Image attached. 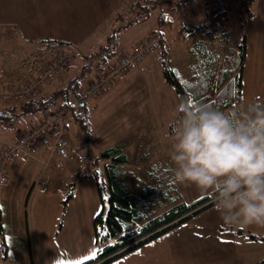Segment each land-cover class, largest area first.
<instances>
[{
    "label": "rangeland",
    "instance_id": "374dc122",
    "mask_svg": "<svg viewBox=\"0 0 264 264\" xmlns=\"http://www.w3.org/2000/svg\"><path fill=\"white\" fill-rule=\"evenodd\" d=\"M60 1L63 2V0H0V22L18 26L26 23L29 28L35 27L34 34L43 35L42 39L46 40L47 37L51 40L61 39L74 48L76 57L67 72L65 81L47 84L45 88L51 85L50 87L54 89L80 73L83 74L81 84H84L85 80L97 71L93 68L92 70L85 68L86 66L95 67L97 61V58L91 55V48L89 50L86 47L95 39L80 38L83 29L89 26L86 25L87 20L91 19L95 22L97 18H103V26L97 29L102 31L114 20H117L115 23L117 28L127 24L131 19L141 20L144 16H148L144 15L146 12H142L143 14L136 17L143 9L141 5L137 6L138 0H64L62 5L58 4ZM163 1L165 0L156 7L154 13L146 17L143 25L121 32L118 51L126 47L125 44L128 41L145 34L149 28L155 27V19L159 11L172 12L177 3L184 1V4L187 0H169V4ZM202 2L203 0H188L184 9L183 4L180 6L178 16H181L182 20H198L201 16H188V13L193 10L198 12ZM230 15V37L236 43L240 40L241 34L232 13ZM4 16L17 17L6 20ZM21 16H37L40 22L35 26ZM162 29L165 30L164 38L167 45L169 41L171 42L169 48L171 66L176 69L179 77L183 78L186 75L185 65L189 62L184 43L174 40L176 26ZM95 42L96 45L100 43ZM149 69L141 72L142 80L136 82L126 77L119 81L120 83L118 82L114 89H109L94 98H87L86 108L81 106V111L67 114L64 125L66 135L73 145L72 150L65 159H61L59 155L48 158L44 173V177L52 182L63 179V188L53 194L35 186L28 194L30 188L26 182L28 179L17 176H10L6 184H0L4 237L3 242L0 240V264H72V262H83L95 256L93 253L96 254L98 246L94 239L92 225L94 214L92 213L96 214L101 209V196L94 179V170L103 169L104 163L107 162L101 157L102 150L120 142L124 145L128 160L119 168L118 177L127 191L136 193L144 202L150 204L146 212L143 210L147 217L158 215L171 207L174 203L169 199L170 196H178L180 201L188 204L209 197L194 185L179 184L174 179L175 165L171 159V151L175 137L167 135L162 130L165 127H171L170 124L175 121V116H151L150 112L141 108L146 105L142 104L144 101L140 98L150 95L166 96L170 100V105L173 99L176 101V109L179 107V99L172 87L164 81L161 64L156 65L154 61ZM13 72L16 73L15 70ZM65 100H67L65 96H59L57 104ZM251 105L262 106L264 102L256 104L241 102L232 112L238 116L237 119H244L246 115L253 114L250 111ZM29 118L35 119L37 116H23L12 125H5V128L0 129V136L9 133L10 137L14 132V125L17 129L28 127ZM180 121L174 124L177 129ZM41 167L37 171V177ZM71 191L73 196L67 199ZM103 195L106 197L107 189L103 191ZM211 201L212 199L209 200ZM89 205H93L95 210L86 218L85 213ZM217 227L225 231L223 234H217L220 240L224 239V248L221 250L213 246L212 250L207 251L205 257H213L214 260L209 262L207 258H204L205 264H235V257L231 253L234 250L254 251L257 256L255 260L260 259L259 256L264 257V227L234 226L233 229L237 234H244L242 229L250 231L247 232L250 239L238 237L240 244L232 248L229 243H226L234 235L230 233L232 226L224 224L215 210V205L212 204L173 227L176 229L175 232H182L180 237L190 239L186 242L188 246H184V251L186 256L194 260L193 264H198L195 263V259L200 261L201 245L205 243V241L200 244L194 242L201 239L200 228L215 230ZM173 228L170 230H174ZM172 237L174 239L176 235L173 233ZM205 238H211V236ZM81 251L87 252L79 255ZM133 251L135 249L126 254Z\"/></svg>",
    "mask_w": 264,
    "mask_h": 264
},
{
    "label": "trees",
    "instance_id": "16d2710c",
    "mask_svg": "<svg viewBox=\"0 0 264 264\" xmlns=\"http://www.w3.org/2000/svg\"><path fill=\"white\" fill-rule=\"evenodd\" d=\"M159 2L161 3L162 0ZM183 2L177 3L173 7L172 12L160 11L157 16L160 29L176 26L174 40L184 41L186 44L190 62L185 65L186 75L183 78L179 77L176 69L171 66V59L169 57L170 45L169 42L167 45L162 33L159 34L156 30H152V34L150 33L140 40L153 36L159 41V47L153 54L158 55L162 66L163 79L168 86L172 87L177 95L179 107H183L186 102L189 106L207 104L221 111L232 112L242 102V70L246 59L245 34L242 33L240 40L236 43L232 41L228 10L215 12L199 23L182 20L181 16H178V11ZM146 4H141L142 6L140 7L143 9L138 12L136 17H139L142 12H146L144 15H147V11L154 7L153 5ZM146 17L148 16H144L142 19H146ZM141 20L131 19L127 24L115 28L107 37L105 43L91 53L92 57L97 58L95 67L86 66L85 68L89 70L93 68L101 73L111 60L122 53L130 52L133 46L140 40L136 41L128 51H118L120 30ZM44 42L55 41L44 40L41 44ZM56 43L69 46L59 41H56ZM69 47L72 48L71 46ZM72 49L76 57V52L74 48ZM75 57L72 61H74ZM69 66L67 67V71ZM82 76V73L73 76L64 84L54 89L50 85L44 88L45 90L39 95L26 101L14 103L0 101V124L11 125L18 118L29 115L37 116L39 120L55 105L70 109L71 105L68 96L78 95V90L84 86L81 84ZM65 78L60 82L65 81ZM52 83L59 82L53 81L49 84ZM59 96H65L67 100L57 104ZM93 97L95 96H90V98ZM87 98L78 102L80 107L86 108L84 103ZM235 116L237 115L235 114ZM181 118L182 114L177 111L175 121L170 126L172 127ZM38 120H35V123ZM101 157L107 160V162L104 163L103 169L97 168L94 170V179L101 196L102 207L93 217L92 221L95 243L98 249L94 257L83 261L82 264H107L161 236L202 209L214 204L213 201L209 202L210 197H205L188 204L180 201V198L174 195L169 198L174 203L171 207L158 215L147 217L145 210L150 204L144 202L136 193L127 191L123 182L118 177L119 168L128 160L123 143L120 142L105 148L101 152ZM106 189L107 195L105 197L103 191ZM72 196L73 193L71 191L67 199H71ZM3 238L0 208V240L2 242ZM4 250L6 249L4 248Z\"/></svg>",
    "mask_w": 264,
    "mask_h": 264
},
{
    "label": "crops",
    "instance_id": "0c3cea01",
    "mask_svg": "<svg viewBox=\"0 0 264 264\" xmlns=\"http://www.w3.org/2000/svg\"><path fill=\"white\" fill-rule=\"evenodd\" d=\"M159 1L160 0H138L137 5L138 4L143 5L144 3H147L146 5H153L154 7L147 11V15L150 16L152 13H154L156 7H159L160 4ZM163 2H165V4L170 3L169 0H165ZM63 3L64 0L63 2L62 1L58 2V4L60 5H62ZM185 3L182 6L183 9L185 7L184 6ZM227 10H228V16H231L230 13H232L233 15L232 17L234 18L237 24L240 34L242 33L245 34L246 59L242 70V103L256 104V103L264 102V0H239ZM159 13L160 11L158 12L157 16L159 15ZM56 15H58V13H56ZM210 15L211 14H206L203 11V2H202V4L200 5V10L198 12L193 10L188 13V16H201V17L198 20L193 19L194 21L190 20L189 22L199 23ZM157 16L155 19L156 21L155 27L149 28L145 34L136 37L131 41H128L126 44L124 43L126 47L122 48L121 51H128L136 41L150 34L151 32H149V30H156L159 34L162 33L164 36L165 30L159 28V22ZM4 17L6 18V20H12L13 17H17V16H4ZM21 17L24 20H26L28 23H33L35 26L38 24V22H40L38 21L37 16H21ZM146 19H142L141 21L135 22L131 25L122 28L120 30V34L121 32H124L128 29L137 28L138 26L143 25ZM116 21L117 20L111 21L107 26V28L102 31H99L97 29L103 26L104 24L103 18L102 19L97 18V21L95 20V22L99 24L98 26L91 19L86 21L87 23L86 25L89 26L83 29V34L81 35L80 38L82 39L93 38L95 39L94 41L100 42L98 45H96L97 43L96 42L94 43V41L88 43L86 47L89 48V50L91 48V53L96 51L101 45L105 43V40L107 39L108 35L111 32H113V30L115 29ZM31 27L32 28H29L26 23L22 26H18L11 23L0 22V56H2L0 62H4L9 70H15L18 73L19 68L17 63L19 62L20 58L27 52L38 48L39 45H41V42L44 41V39H42L44 38V36L38 35V33L34 34L33 30L35 29L33 28L35 27L33 26ZM95 30L97 31L95 32ZM23 32L26 34H24ZM28 37H30L31 39H29ZM34 38H41V39L34 40ZM46 40H51V39L50 37H47ZM54 41L55 42L59 41L63 44L68 45V43L61 41V39L59 40L54 39ZM177 42L184 43L185 52H186L185 54L188 55V59L190 62V56L188 54L185 42L184 41H177ZM170 43L171 42L169 41V45ZM154 61L156 65L160 63L157 54H153V53L146 54L138 65L128 69L123 74V76L115 83V85L112 86L110 89H114L117 83L119 81L121 82L126 77L127 78L129 77L131 80L136 82L142 80L140 78L141 72H144V70H150L149 68ZM72 63L70 64L69 69ZM68 71H66V74ZM99 73L100 72L98 71L93 72L92 76L88 77L83 85H85L89 80L94 79ZM168 92L171 93V91L169 90ZM140 99L144 101L142 104L146 105L145 107L141 106V108L146 109L148 113L150 112L152 114L151 116L172 117V116H176V113L178 111L177 110L178 108L176 109V101H174L173 99V103L170 105V100H168L166 96L159 95L155 97L153 95H150V96L142 97ZM84 104L86 106V101ZM29 120L30 121L27 124L28 127L26 128L22 127L20 129L19 128L17 129L14 125V132L10 137H9V133L6 134L5 136L4 134H2V136H0V144H3L4 142L14 141L17 138L19 132L25 131L28 128H30L33 125V123H35V120H38V117L35 119L29 118ZM4 126L5 125L0 124V129L2 127L5 128ZM162 132L166 133L169 136H173L172 127H168V128L165 127L163 128ZM54 155H59V154L51 146L40 148L34 154V156L29 158L19 155L12 161L10 165L8 178H10V176L11 177L17 176L19 178L28 179L26 181L27 185H30L28 192H31V190L34 189L36 186L35 183L37 182L38 179L36 174L38 169L42 165L40 169L42 172L41 179L45 181V183L47 182V185L43 190H48V192L50 191L49 193L54 194L58 190H60V188H63L64 185V181L61 178L58 181L52 182L51 180H48L46 177H44V173L46 172L48 161ZM30 160L34 162L32 161L30 162ZM7 182H5L4 184H6ZM52 186H54V188ZM36 188L39 187L36 186ZM101 207H102V202H101ZM94 210H95L94 206L89 205L88 210L85 213L86 218H88L89 213L94 212ZM99 211H97V213ZM92 214H94V216L96 215L95 212ZM233 228L234 226L231 227L230 233H234V235L231 236V240H227L226 242L229 243V245H231L232 248L237 247V245L240 244L238 242L239 240L238 237H242L245 240L250 239V237L247 235V232L250 231H248L247 229H242L244 234H237V232H235ZM173 229L174 230L165 232V234H162L161 236L141 245L140 247L136 248L135 251L123 255L122 257L116 259L115 261L109 264H193L194 260L190 258V256H186L185 255L186 251H184L185 249L184 246H188L186 245V242L189 241L190 239L180 237L182 235V232H175L176 229L175 228ZM224 232L225 231H223L221 227H217L215 230L214 229L206 230L204 228H200L201 239L199 241H194V242L196 244H200L203 241H205V243H202L201 245L202 252L200 254V257L201 256L202 257L200 258V261L195 259V263L205 264L206 261L204 260V258H207L209 262H212L214 260L213 257H205V254H207V251L212 250L213 246L219 247L221 250H223L224 239L220 240V238L217 237V234L220 233L223 234ZM93 233H94V229H93ZM173 233L176 235L174 239L172 237ZM209 235L211 236V238H205ZM94 239H95V234H94ZM208 240H212V241L210 242ZM86 252L87 251H81L79 255L83 253L86 254ZM231 253L232 256L235 257V262H236L235 264H264V257L259 256L260 259L255 260L257 256L254 253V251L244 250L242 252H239V250H234Z\"/></svg>",
    "mask_w": 264,
    "mask_h": 264
},
{
    "label": "clouds",
    "instance_id": "9594fccd",
    "mask_svg": "<svg viewBox=\"0 0 264 264\" xmlns=\"http://www.w3.org/2000/svg\"><path fill=\"white\" fill-rule=\"evenodd\" d=\"M172 125L174 179L209 196L227 226L264 227V105L252 115L186 102Z\"/></svg>",
    "mask_w": 264,
    "mask_h": 264
},
{
    "label": "built area",
    "instance_id": "2783aa9c",
    "mask_svg": "<svg viewBox=\"0 0 264 264\" xmlns=\"http://www.w3.org/2000/svg\"><path fill=\"white\" fill-rule=\"evenodd\" d=\"M237 1L239 0H204L203 11L213 14L227 10ZM158 47L159 41L153 36L138 41L130 52L118 55L96 78L82 86L77 96L69 95L70 109L55 106L33 126L19 132L14 141L0 144V184L7 182L10 165L19 155L29 158L40 148L51 146L61 158H67L73 147L65 132L67 114L81 111L78 104L80 100L107 91L125 70L138 64L144 55L153 53ZM74 57L75 53L69 46L44 42L20 58L18 73L0 62V101L14 103L36 97L47 84L60 82L65 78L67 67ZM41 178L42 172L35 185L44 189L46 183Z\"/></svg>",
    "mask_w": 264,
    "mask_h": 264
},
{
    "label": "snow or ice",
    "instance_id": "6c2138e0",
    "mask_svg": "<svg viewBox=\"0 0 264 264\" xmlns=\"http://www.w3.org/2000/svg\"><path fill=\"white\" fill-rule=\"evenodd\" d=\"M93 255H95V253H93ZM72 264H82L81 261H76V262H72Z\"/></svg>",
    "mask_w": 264,
    "mask_h": 264
},
{
    "label": "water",
    "instance_id": "95a60500",
    "mask_svg": "<svg viewBox=\"0 0 264 264\" xmlns=\"http://www.w3.org/2000/svg\"><path fill=\"white\" fill-rule=\"evenodd\" d=\"M208 203H209V202H208ZM208 203H206V204H208ZM206 204H204V205H206ZM204 205H203V206H204Z\"/></svg>",
    "mask_w": 264,
    "mask_h": 264
}]
</instances>
